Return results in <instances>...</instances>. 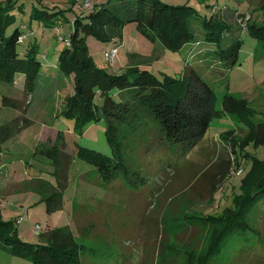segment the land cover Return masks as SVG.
<instances>
[{"label": "rangeland", "instance_id": "obj_1", "mask_svg": "<svg viewBox=\"0 0 264 264\" xmlns=\"http://www.w3.org/2000/svg\"><path fill=\"white\" fill-rule=\"evenodd\" d=\"M104 1L43 0L44 5L63 13L55 16L61 18L57 27L37 28L36 22L30 21V14L33 6H39L38 2L0 0L13 2L11 14L29 34L18 51L26 49L29 42L37 44L40 74L53 78L58 74L56 51L63 48L62 39L70 32L73 20ZM159 1L187 5L199 14H208L222 6H237L253 13L259 0ZM238 33L242 47L238 63L232 68L215 63L212 55L208 59L199 55L189 57V47L172 52L132 23L124 25L122 37L116 39L120 44L111 63L104 61V43L89 36L87 47L95 65L109 73L139 68L158 77L164 74L184 79L187 71L193 70L214 90L217 111L222 110L223 97L231 96L253 110L255 119L264 120V57L256 51V41L246 31ZM17 87L0 82V126L20 115L16 108L2 104L3 96L12 98L19 94L15 93ZM41 87L26 106L23 117L29 122L0 148V219L15 221L20 240L40 244V235L48 229L68 228L74 240L83 246V264H196V258L202 260L220 238L219 251L213 248L216 254L211 252L206 264H264V253L259 252L264 251V212L256 216L254 211L247 217L258 234L232 236L224 244V237L220 236L228 219L227 211L234 210L239 203L256 162H264V147L251 141L253 135L251 138L246 133L245 123L237 116L220 112L200 142L178 160L157 152L146 153L144 145L149 138L140 139L130 133L117 135L118 141L127 146L122 154L130 171L124 181L119 175L115 181L101 185L97 171L75 150L80 146L111 156L112 148L105 137L106 122H90L81 135H76L73 121L60 114L61 103L72 94L71 83L54 79ZM94 103L101 106L103 99L97 96ZM58 132L73 136L74 153L63 207L47 214L43 198L55 185V178L45 151L53 144L59 145ZM167 166L173 170L167 169L165 176ZM160 173L163 180L156 186L155 178ZM138 178L142 180L133 183ZM155 186L159 192L150 207ZM0 264L33 262L0 248Z\"/></svg>", "mask_w": 264, "mask_h": 264}, {"label": "trees", "instance_id": "obj_2", "mask_svg": "<svg viewBox=\"0 0 264 264\" xmlns=\"http://www.w3.org/2000/svg\"><path fill=\"white\" fill-rule=\"evenodd\" d=\"M27 1L39 3V6H33L30 14V21H35L37 28L58 26L61 18L55 16L62 15V10L44 5L43 0ZM12 3L0 2V82L13 88L18 86L16 92L13 91L19 93L17 98L3 96L2 104L16 108L20 115L0 126V148L29 122L23 117L26 106L29 107L41 85L54 79L71 83L72 94L61 103L60 114L73 121L76 135H81L90 122L104 120L107 124L105 137L112 148L111 156L80 146L75 150L97 171L98 184L101 185L115 181L119 175L124 181V176L129 174L122 154L127 146L122 145L117 137L121 134L149 138L144 145L146 153L157 152L178 160L200 142L212 119L224 112L243 121L248 129L246 133L251 138L253 135L251 141L264 147V120L255 119L253 110L231 96L223 97L222 110L217 111L214 90L193 70L186 68L187 78L184 79L164 74L158 77L150 70L139 68H128L121 74L109 73L95 65L87 47V37L92 36L106 48L117 49L120 43L116 39L122 37V28L132 23L172 52L189 47V57L199 55L208 59L212 55L215 63L232 68L238 63L242 47L238 32L246 31L256 41V51L264 57V0L258 1L253 13L241 11L237 6H222L208 14H199L190 6H174L159 0H106L95 4L84 15L75 17L70 32L62 39L63 48L56 51V78L40 74L37 44L29 42L26 49L18 51V46L29 39V34L11 14ZM97 96L103 99L101 106L94 103ZM72 137L58 132L59 145L53 144L45 151L55 178V185L43 198L47 214L63 207V192L69 184L74 153ZM171 168L166 167L165 176L167 169L173 170ZM255 168L239 203L234 210L227 211L228 219L220 233L224 237L223 244L232 236L242 238L258 234L247 217L254 211L256 216L264 212V162H256ZM163 173L157 174L156 186L163 180ZM140 180L138 178L133 183ZM156 186L149 199L150 207L159 192ZM74 214L75 209L72 210ZM40 236V244L24 242L18 237L14 220L3 222L0 219V248L10 254L28 259L33 264H83V246L74 240L68 228L48 229ZM218 240L220 238L214 241L202 260L196 258V264H206L213 248L219 251Z\"/></svg>", "mask_w": 264, "mask_h": 264}, {"label": "built area", "instance_id": "obj_3", "mask_svg": "<svg viewBox=\"0 0 264 264\" xmlns=\"http://www.w3.org/2000/svg\"><path fill=\"white\" fill-rule=\"evenodd\" d=\"M246 19H248V17ZM116 53H117L116 48H107L103 54L104 61L107 64L111 63Z\"/></svg>", "mask_w": 264, "mask_h": 264}, {"label": "crops", "instance_id": "obj_4", "mask_svg": "<svg viewBox=\"0 0 264 264\" xmlns=\"http://www.w3.org/2000/svg\"><path fill=\"white\" fill-rule=\"evenodd\" d=\"M188 51V50H187ZM2 166V165H1Z\"/></svg>", "mask_w": 264, "mask_h": 264}]
</instances>
